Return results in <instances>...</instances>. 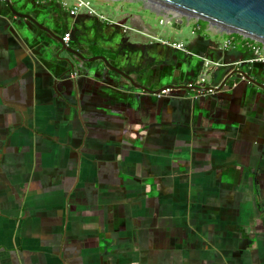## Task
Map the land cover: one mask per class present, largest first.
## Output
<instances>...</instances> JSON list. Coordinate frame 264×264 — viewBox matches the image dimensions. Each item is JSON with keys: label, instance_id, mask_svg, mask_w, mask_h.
<instances>
[{"label": "crops", "instance_id": "0c3cea01", "mask_svg": "<svg viewBox=\"0 0 264 264\" xmlns=\"http://www.w3.org/2000/svg\"><path fill=\"white\" fill-rule=\"evenodd\" d=\"M61 1L9 0L84 52L74 31L93 20L84 55L151 92L101 59L60 62L0 0V264H264V63L209 24L221 41L194 23L185 44L134 11L107 22Z\"/></svg>", "mask_w": 264, "mask_h": 264}, {"label": "water", "instance_id": "95a60500", "mask_svg": "<svg viewBox=\"0 0 264 264\" xmlns=\"http://www.w3.org/2000/svg\"><path fill=\"white\" fill-rule=\"evenodd\" d=\"M10 11L21 18L30 20L36 27L41 28L45 32L51 34L57 42L61 45V49L57 50V59L60 62L74 68L72 60L67 58L61 53L66 51L74 54L78 59L84 62H91L95 59H101L106 66L111 70L117 72L124 78H126L133 86L141 88L145 91L151 92L147 87L141 86L134 82V80L125 74L122 70L112 65L105 57L95 56L87 57L83 55L79 50L71 48L63 43L62 39L54 34L50 28L42 26L32 16L18 12L9 2L5 0ZM156 3H160L171 9L179 11V13L187 16L188 18H194L196 20H203L209 25L217 27L222 32L229 34H238L242 37L252 39L264 45V0H151ZM117 24H122L120 18L115 19ZM244 77L248 80L251 76L248 72L241 70ZM236 71H233V75ZM207 76V74H206ZM213 77V75H212ZM205 83L199 85H193L192 88L204 87ZM223 84H221L222 86ZM188 88L189 86H182ZM190 87V88H191Z\"/></svg>", "mask_w": 264, "mask_h": 264}, {"label": "rangeland", "instance_id": "374dc122", "mask_svg": "<svg viewBox=\"0 0 264 264\" xmlns=\"http://www.w3.org/2000/svg\"><path fill=\"white\" fill-rule=\"evenodd\" d=\"M69 6H71L75 0H65ZM93 6L97 12L107 14V15H116L117 10L120 11H134L140 14L144 19L150 24L151 28L163 39L168 41H183L185 44H188L189 41H191L195 36L190 33L191 29L195 25L194 23H199L201 26L200 31L201 34L205 35L206 38L212 40V41H221V37L218 34H213L211 31H205V28L207 27L208 23L203 20H195L194 18H188L187 16H184L183 14L179 13V11L171 9L167 6H164L160 3H156L151 0H86ZM162 5V6H161ZM17 8V4H15ZM32 8V17L34 19H37L42 22L50 23L51 29L56 30L55 27L57 24L61 21L57 16H51L50 13H48L45 10L38 9L37 11L41 12V15L46 17L45 20H42V16H39L37 18L36 14L33 12ZM117 11V12H116ZM172 12H175L179 15V17L174 18L171 22H167L165 20L166 15H170ZM51 18H53L51 20ZM41 19V20H40ZM181 19L182 22H178V20ZM55 21L56 24H51L49 21ZM187 20H190L188 23ZM93 20L85 18L83 23H78L76 30L74 33L76 34L78 40H80L81 43H83L85 52H91V48H88L89 41L92 38L95 25L91 22ZM163 21V22H162ZM197 21V22H196ZM177 24L179 26L175 27L174 24ZM85 27V28H83ZM213 30L217 31L218 28L215 26H212ZM89 31V32H86ZM236 35V34H233ZM41 41V40H40ZM259 43V42H258ZM260 44V43H259ZM262 45V44H260ZM88 49V50H87ZM84 52V53H85Z\"/></svg>", "mask_w": 264, "mask_h": 264}, {"label": "built area", "instance_id": "2783aa9c", "mask_svg": "<svg viewBox=\"0 0 264 264\" xmlns=\"http://www.w3.org/2000/svg\"><path fill=\"white\" fill-rule=\"evenodd\" d=\"M61 6L64 7V8H68L69 7L66 1H61ZM80 11H83L84 13H86V14H88L90 16H96L100 20H104V21H107V22H113L111 17H108V16L104 15L103 13L97 12V10L93 6H91V4L89 2H87L86 0H75L72 8L69 9L70 15H75V14H77ZM177 17H179V16L174 15L173 13H171L170 15H166L165 20L167 22H171L172 20H174V18H177ZM70 39H71V35H70L69 32L64 33V35L62 36V41H63L64 44H68ZM168 44L171 45L174 48L179 49V50H183V51L185 50V47H184L183 43L170 42ZM234 44H235L234 36H232L230 34V36L223 41V43L221 45V49H225V48L231 47ZM240 44L243 47L247 48L252 54V57L249 60H247V62H250V63H253V62L264 63V45H260L257 41H254L252 39H248L246 37L242 38ZM214 64H217V63H213L212 61L204 59V66L205 67L210 68ZM206 74L207 73H205V72H203L201 74L200 78L196 81V85H199L200 83H205L206 82L205 81L206 80ZM76 75H77L76 73L73 74V76H76ZM236 75L240 79H244L245 78L244 74L241 71H239V70H236ZM215 89L216 88L208 87L203 93H205V94H213L216 91ZM168 91H169V89H163V90L160 91L158 96H160L161 94H165Z\"/></svg>", "mask_w": 264, "mask_h": 264}, {"label": "flooded vegetation", "instance_id": "af4514ba", "mask_svg": "<svg viewBox=\"0 0 264 264\" xmlns=\"http://www.w3.org/2000/svg\"><path fill=\"white\" fill-rule=\"evenodd\" d=\"M188 22H190V20H187ZM179 22H182V20L181 19H179L178 20V22L177 23H179ZM174 26L175 27H177V26H179V25H177L176 23L174 24ZM58 45H59V49H61V45L58 43ZM67 46H69V47H71V48H74L72 45H71V41H69V43L68 44H66ZM79 50V49H78ZM83 55H84V51L83 50H79ZM61 53L63 54V55H65L67 58H69L70 60H72V63L73 62H75V60H76V56L74 55V54H71V53H69V52H66V51H61ZM167 59H174L175 60V58H173V56H171V57H169L168 55L166 56V61H167ZM173 60V61H174Z\"/></svg>", "mask_w": 264, "mask_h": 264}, {"label": "bare ground", "instance_id": "6f19581e", "mask_svg": "<svg viewBox=\"0 0 264 264\" xmlns=\"http://www.w3.org/2000/svg\"><path fill=\"white\" fill-rule=\"evenodd\" d=\"M162 6V5H161ZM174 15H177V16H179L178 14H176L175 12H172Z\"/></svg>", "mask_w": 264, "mask_h": 264}]
</instances>
